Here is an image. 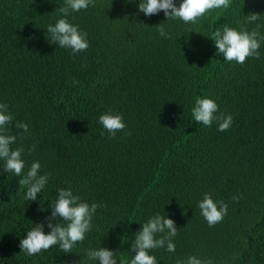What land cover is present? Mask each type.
Here are the masks:
<instances>
[{"label":"trees","instance_id":"obj_1","mask_svg":"<svg viewBox=\"0 0 264 264\" xmlns=\"http://www.w3.org/2000/svg\"><path fill=\"white\" fill-rule=\"evenodd\" d=\"M139 2L95 0L70 12L67 19L89 43L74 55L48 40L64 0H0V103L13 116L11 147L23 146L25 161L17 177L0 159V264H99L87 256L99 247L113 251L117 264H130L136 233L157 213L177 228L174 252L150 250L157 264L189 256L264 264V41L259 59L239 64L226 61L211 38L225 26H259L264 35V0H230L196 23L167 20L163 11L145 16ZM250 13L260 18L249 23ZM161 23L170 38L159 35ZM205 97L218 104V116L232 115L227 131L194 121L195 101ZM109 110L126 125L115 136L99 122ZM34 161L40 175H50L29 201L19 180ZM60 188L101 205L92 228L70 253L55 245L29 256L20 240L37 223L50 231ZM205 193L228 205L212 227L198 207Z\"/></svg>","mask_w":264,"mask_h":264},{"label":"clouds","instance_id":"obj_2","mask_svg":"<svg viewBox=\"0 0 264 264\" xmlns=\"http://www.w3.org/2000/svg\"><path fill=\"white\" fill-rule=\"evenodd\" d=\"M95 0H64V6L59 8L62 18L58 19L54 25H49L47 32L50 34L49 43L58 44L60 47L71 49L72 54L86 51L89 47L87 33L81 31L78 25L70 23L67 19L70 12H78L87 9L90 5L94 6ZM230 6V0H182L177 7L174 0H140L138 11L145 16L156 15L163 11L167 20L179 19L184 23H196L201 17L211 10ZM260 18V14L250 13L246 16L247 22L252 23ZM157 31L164 38H170L165 31L163 24H159ZM257 29L252 31L237 30L236 28L225 26L223 30H216L212 34L217 52L221 53L228 62L235 61L243 64L246 59L253 57L259 59V48L264 41ZM218 104L211 98H197L192 108V117L196 123L211 127L213 122L218 123V131H227L233 122L231 114L217 115ZM13 120L12 114L8 111V105L0 103V159L4 163L3 171L12 172L15 176H21L25 161L22 158L23 146L13 149L11 145L16 142L15 135L8 134L7 125ZM99 122L111 136H115L118 131H123L126 127L123 116L114 113L112 110L99 116ZM17 128L24 133L29 131L26 123L18 122ZM103 135V133H101ZM30 151L35 150L31 146ZM41 165L39 161L31 164L27 174L19 180L20 185H26L27 192L25 198L35 201L37 194L46 186L49 173L39 174ZM58 196L51 209V217L48 218L47 227L50 231L45 234L41 223L35 224L26 236L20 240V251L32 256L47 251L55 245H59L64 253L72 252L73 247L82 242L85 234L92 228V217L98 207L97 203H86L80 200L79 196L73 195L71 188H60L57 190ZM241 197L233 196V201L238 202ZM201 215L210 227L221 222L227 215L228 205L223 200L214 201L210 193H205L203 199L198 203ZM59 217L67 223H53ZM159 235V238L157 236ZM177 235V228L172 219L165 215L150 217L147 222L141 225L136 233L135 239L131 244L130 250L135 253L130 264H157L155 256L150 255V250L155 248H167V251L174 252L175 244L172 242ZM89 260L99 261V264H117L115 253L107 248L89 249L87 251ZM178 264H214L211 259H200L196 256H189L187 260L178 261Z\"/></svg>","mask_w":264,"mask_h":264}]
</instances>
